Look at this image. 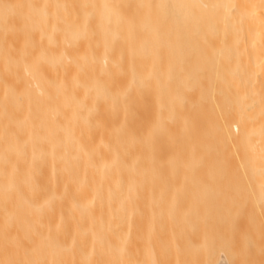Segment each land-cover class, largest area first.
<instances>
[{
  "label": "bare ground",
  "instance_id": "6f19581e",
  "mask_svg": "<svg viewBox=\"0 0 264 264\" xmlns=\"http://www.w3.org/2000/svg\"><path fill=\"white\" fill-rule=\"evenodd\" d=\"M232 170L264 182V0H0V264H235Z\"/></svg>",
  "mask_w": 264,
  "mask_h": 264
},
{
  "label": "rangeland",
  "instance_id": "374dc122",
  "mask_svg": "<svg viewBox=\"0 0 264 264\" xmlns=\"http://www.w3.org/2000/svg\"><path fill=\"white\" fill-rule=\"evenodd\" d=\"M233 155L234 157L232 155L230 156V158L231 157L234 158L233 160L231 158V161L233 163L235 162V164H238V155L237 154H233ZM234 169L236 171L240 170L238 167H234L233 170ZM232 171L231 173H233V175L235 176L230 175L231 176L230 178L227 173L222 174V175L220 174L221 176L224 175V177H226L225 178L226 180L224 179V177H221L219 174L218 176L216 174V177H215L217 178V180H215V183H218V187H219V184L221 185V182H219L218 180L222 181L223 186H225L226 183H227L226 184L227 187H229L230 183L233 185V187L230 185V189L225 188L226 190H224L223 186L222 188L220 187L218 188L217 184H215V187H216L215 191L217 189L219 191V192L218 191L215 192V196H217L218 198L217 199L215 197V200L221 201L222 199H220V197L222 198V196L223 197L226 196L227 198L224 197L226 199L223 198L224 199L223 204L228 203L227 205L229 206V207H227L226 205L221 206L222 203L220 201H219L220 205L217 203L218 201H215V208L216 209L218 208V210L215 209V215L217 218H219L223 222V223L221 222L222 224L220 223L221 224L220 227L222 228L220 230V235L221 237L223 236L222 238L224 241L223 242L224 245H222V247L224 246L225 249L227 248L228 251H231V253L233 254L231 255V257L234 256L232 259L235 261L234 262L235 264H264V182L260 183V181H257L258 178L256 177V175L254 176V174L253 175L251 174L252 175L251 176L250 173H247L248 178L243 179L241 178V176H239L240 180L238 181L239 178H238L237 172L236 171L232 172ZM240 172H238V174L242 175L243 173L240 174ZM225 175H228V176H225ZM261 175L262 177L264 176V174H261ZM232 176L236 178L235 179V181L237 180L236 184L235 182H233L234 184L232 183L231 179H233L234 181V178H232ZM243 176L245 177V174H243ZM220 177L224 179V181L226 182L224 183V181ZM251 177H254L252 179H255L256 181L252 183L251 181L253 180H250ZM241 179L244 180L243 181L244 184L242 183ZM240 182L242 184H238ZM256 182L259 183L258 186H256ZM220 189H223L221 190L222 192H220ZM225 191H227V193ZM223 194H226V195H223ZM216 204L221 206L220 209L222 211L219 209V206L217 207ZM226 207L229 210H231L230 211L231 213H229V210L228 212L227 210H225L227 209ZM225 211L229 213L230 215H228L227 213H226L227 216L224 215ZM219 212L220 214H218ZM217 215H220V216H217ZM224 224H226L225 227L228 226L227 229L224 228ZM226 236L229 237L228 240L230 242L227 241ZM224 239H226L227 243L229 244L232 243L230 244L232 245V248L231 246H229L230 248H228L227 247L228 245H225L226 242ZM234 253L238 255V258H237V255Z\"/></svg>",
  "mask_w": 264,
  "mask_h": 264
},
{
  "label": "snow or ice",
  "instance_id": "6c2138e0",
  "mask_svg": "<svg viewBox=\"0 0 264 264\" xmlns=\"http://www.w3.org/2000/svg\"><path fill=\"white\" fill-rule=\"evenodd\" d=\"M2 7H4L5 9H7L9 6L7 4L2 5ZM159 7L162 8H171V9H185V10H189V9H195L197 7H201L200 5H194V4H183V3H177V4H171V5H167V4H162L159 5ZM232 7H235V5H233Z\"/></svg>",
  "mask_w": 264,
  "mask_h": 264
}]
</instances>
